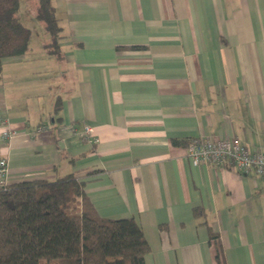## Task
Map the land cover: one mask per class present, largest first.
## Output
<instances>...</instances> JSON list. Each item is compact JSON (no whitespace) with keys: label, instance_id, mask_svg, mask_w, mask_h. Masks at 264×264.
I'll return each instance as SVG.
<instances>
[{"label":"crops","instance_id":"1","mask_svg":"<svg viewBox=\"0 0 264 264\" xmlns=\"http://www.w3.org/2000/svg\"><path fill=\"white\" fill-rule=\"evenodd\" d=\"M19 1L32 34L3 62L6 183L74 172L102 217L137 221L146 264H217L216 241L225 264H264V176L173 143L264 151V0H53L61 58Z\"/></svg>","mask_w":264,"mask_h":264},{"label":"trees","instance_id":"2","mask_svg":"<svg viewBox=\"0 0 264 264\" xmlns=\"http://www.w3.org/2000/svg\"><path fill=\"white\" fill-rule=\"evenodd\" d=\"M19 9V0H0V83L4 60L30 51L32 33ZM36 17L51 37L49 52L61 58L53 0H38ZM173 143L186 148L189 139ZM216 242V262L225 264ZM150 251L137 221L102 217L74 172L0 187V264H146Z\"/></svg>","mask_w":264,"mask_h":264},{"label":"built area","instance_id":"3","mask_svg":"<svg viewBox=\"0 0 264 264\" xmlns=\"http://www.w3.org/2000/svg\"><path fill=\"white\" fill-rule=\"evenodd\" d=\"M44 127L40 128V131ZM91 133V128L86 127L85 135ZM84 135V136H85ZM8 137V131H4ZM187 156L194 166L215 165L233 167L240 171L253 170L264 176V151L261 148H249L238 137H213L192 138L189 141ZM8 167L6 159H0V187L7 185Z\"/></svg>","mask_w":264,"mask_h":264},{"label":"rangeland","instance_id":"4","mask_svg":"<svg viewBox=\"0 0 264 264\" xmlns=\"http://www.w3.org/2000/svg\"><path fill=\"white\" fill-rule=\"evenodd\" d=\"M22 1H23L21 4L22 10L25 9L24 14H22V16H24L26 19H29L31 17V15H33V16L36 15V9H37L38 4H36L35 0H27V2H24L25 0H22ZM40 24H41V22H40ZM29 26L32 28L34 27L32 25H29ZM33 30H35V29H33ZM34 36L35 37L40 36L39 33H37V30H35Z\"/></svg>","mask_w":264,"mask_h":264}]
</instances>
